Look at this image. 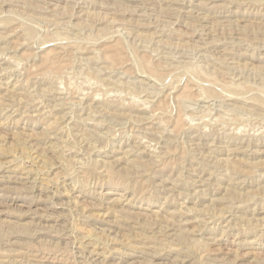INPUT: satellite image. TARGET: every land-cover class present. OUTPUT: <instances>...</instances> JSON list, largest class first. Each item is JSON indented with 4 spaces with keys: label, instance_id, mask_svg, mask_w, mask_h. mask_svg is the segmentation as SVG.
I'll return each instance as SVG.
<instances>
[{
    "label": "rangeland",
    "instance_id": "rangeland-1",
    "mask_svg": "<svg viewBox=\"0 0 264 264\" xmlns=\"http://www.w3.org/2000/svg\"><path fill=\"white\" fill-rule=\"evenodd\" d=\"M0 264H264V0H0Z\"/></svg>",
    "mask_w": 264,
    "mask_h": 264
}]
</instances>
